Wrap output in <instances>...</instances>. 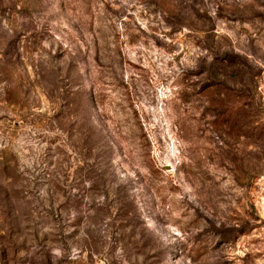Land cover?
<instances>
[{
  "label": "rangeland",
  "instance_id": "1",
  "mask_svg": "<svg viewBox=\"0 0 264 264\" xmlns=\"http://www.w3.org/2000/svg\"><path fill=\"white\" fill-rule=\"evenodd\" d=\"M0 264H264V0H0Z\"/></svg>",
  "mask_w": 264,
  "mask_h": 264
}]
</instances>
